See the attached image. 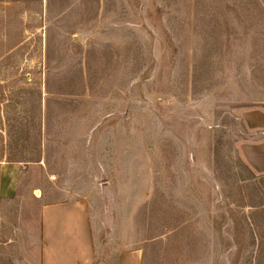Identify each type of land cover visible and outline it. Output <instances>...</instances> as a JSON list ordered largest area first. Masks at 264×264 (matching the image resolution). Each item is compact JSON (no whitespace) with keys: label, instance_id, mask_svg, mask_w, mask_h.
<instances>
[{"label":"rangeland","instance_id":"obj_1","mask_svg":"<svg viewBox=\"0 0 264 264\" xmlns=\"http://www.w3.org/2000/svg\"><path fill=\"white\" fill-rule=\"evenodd\" d=\"M0 166V264L74 200L99 259L264 264V0H0Z\"/></svg>","mask_w":264,"mask_h":264},{"label":"crops","instance_id":"obj_2","mask_svg":"<svg viewBox=\"0 0 264 264\" xmlns=\"http://www.w3.org/2000/svg\"><path fill=\"white\" fill-rule=\"evenodd\" d=\"M254 166L261 171L262 160L255 159ZM3 167L0 166V197H8L12 183L11 178L7 179L9 168ZM40 222L36 245L40 264H141L138 250L122 251L115 261L97 257L91 219L81 200L43 204Z\"/></svg>","mask_w":264,"mask_h":264}]
</instances>
